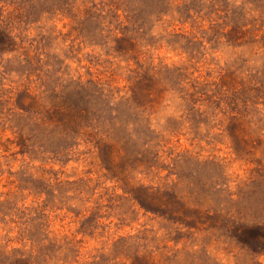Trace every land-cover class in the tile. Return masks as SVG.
I'll use <instances>...</instances> for the list:
<instances>
[{
	"label": "rangeland",
	"instance_id": "obj_1",
	"mask_svg": "<svg viewBox=\"0 0 264 264\" xmlns=\"http://www.w3.org/2000/svg\"><path fill=\"white\" fill-rule=\"evenodd\" d=\"M0 264H264V0H0Z\"/></svg>",
	"mask_w": 264,
	"mask_h": 264
},
{
	"label": "trees",
	"instance_id": "obj_2",
	"mask_svg": "<svg viewBox=\"0 0 264 264\" xmlns=\"http://www.w3.org/2000/svg\"><path fill=\"white\" fill-rule=\"evenodd\" d=\"M159 2L161 3V4H163V2H164V0H159ZM155 8V7H154ZM158 10L159 9H154V13H156V12H158ZM69 117H70V115H68ZM72 116V115H71ZM85 117V115L83 114V113H81V114H77V113H74V115H73V121H71L72 123H75V122H81V120L83 119ZM76 120V121H75ZM246 234V233H245ZM248 237L250 236H252V238H257L258 236H259V240H260V238H263L262 237V235H259V234H257V233H248V235H247ZM243 240H246V239H243Z\"/></svg>",
	"mask_w": 264,
	"mask_h": 264
}]
</instances>
